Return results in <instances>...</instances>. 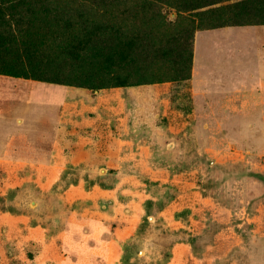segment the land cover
<instances>
[{
    "label": "rangeland",
    "instance_id": "obj_1",
    "mask_svg": "<svg viewBox=\"0 0 264 264\" xmlns=\"http://www.w3.org/2000/svg\"><path fill=\"white\" fill-rule=\"evenodd\" d=\"M165 13L166 23L156 21L163 37L180 28L176 11ZM234 30L239 33L204 31L196 45L203 74L257 87L225 107L191 101L179 85L186 79L91 88L0 74V158L24 163H11L15 170L0 165V212L27 215L46 232L42 242L18 228L10 239L0 227V264H58L48 260V238L64 229L71 236L60 244L67 251L63 264H93L85 245L92 242L89 230L100 224L70 221L90 205L68 200L69 187L80 182L117 188L120 201L134 191L144 198L136 237L125 242L119 264H264V85L256 65L264 50L258 35ZM45 54L60 56V49L48 42ZM174 69L165 59L149 71L170 78ZM125 102L134 104L128 109L132 128L118 118ZM130 130L133 140L117 138ZM55 139L66 146L70 165L48 189L39 178H48Z\"/></svg>",
    "mask_w": 264,
    "mask_h": 264
},
{
    "label": "trees",
    "instance_id": "obj_2",
    "mask_svg": "<svg viewBox=\"0 0 264 264\" xmlns=\"http://www.w3.org/2000/svg\"><path fill=\"white\" fill-rule=\"evenodd\" d=\"M167 10L180 28L163 37L156 21L166 23ZM254 24H264V0H0V74L91 88L188 79L198 26ZM48 42L60 56L47 57ZM165 59L173 76L149 71Z\"/></svg>",
    "mask_w": 264,
    "mask_h": 264
},
{
    "label": "crops",
    "instance_id": "obj_3",
    "mask_svg": "<svg viewBox=\"0 0 264 264\" xmlns=\"http://www.w3.org/2000/svg\"><path fill=\"white\" fill-rule=\"evenodd\" d=\"M236 27H241L246 30L240 32H247V35L256 36L258 35L259 46L261 50H264V24H254V25H228L223 27L211 28L198 30L195 34L194 40V58H193V68L192 75L190 78L181 82L179 85L184 89H188V98L196 104L205 105V106H219L225 107L229 105L231 99H237L238 95L240 96L245 91H252L257 87H250L249 89H243L242 86L233 83L232 77L223 78V76L213 77L211 73L203 74L196 64V45L199 37L205 33L204 31H214L216 34H238ZM260 62L256 63L259 68L257 74L262 75L260 77L259 86L264 85V53H261ZM253 73H250L249 76H252ZM206 75V77L204 76ZM208 76V77H207ZM212 82V83H211ZM177 84H174L176 86ZM228 86H233L228 88ZM183 91V89H181ZM103 92L99 93V96ZM113 102V101H112ZM133 103H126L125 108L126 112L123 116L120 114L119 119H122L125 123H130L131 128L134 123L132 122L133 117L128 109L133 108ZM196 106V105H195ZM114 109L116 105L112 106ZM118 111H122L121 104L118 106ZM193 113H187L188 116H191ZM187 117V116H186ZM134 122V119H133ZM134 126V125H133ZM134 131H126L125 135L122 137H117L119 140H133L135 135ZM123 138V139H122ZM5 154L10 153L7 148L5 149ZM69 152L66 149V146L59 139H55L52 143L50 149V154L48 158V178H45L43 175L40 176V181L47 183L48 189L60 179V174L64 169H66L70 162L68 161ZM2 161V162H1ZM11 163H15L16 167H21L23 162L13 161L9 158H0V165H5L8 170H15V167L11 166ZM104 170L103 166L101 167ZM132 191V189H130ZM134 193L129 200L120 201V198L117 194V188L103 187L98 184L91 187H87L84 182L74 183L68 189V200L75 201L77 199L88 200L90 205L86 206L83 211L75 212L70 216V221L73 225H83L85 223L93 222L100 224L96 229H90L89 234L87 235V240H92L91 243H86V247L92 253V258L95 256H103L106 264H119L124 252L125 242L136 237L140 220L142 218V208H143V196L141 198L137 197L136 192ZM106 201L115 203V206H109ZM117 202L119 204H117ZM100 203V205H99ZM130 206V207H128ZM84 218L88 220L85 222ZM82 219V220H81ZM111 226V229H106L107 226ZM0 227L6 228V234L8 238H12L11 234L16 229L27 228L29 231L28 235L31 239L44 241L46 238V232L41 225L29 224V217L24 214H14L10 212H0ZM94 228V227H91ZM107 235V236H106ZM71 236L70 232L66 229L61 231L56 237L48 238V260H53L58 264H63L64 257L67 251H62L60 244L63 241L69 240ZM56 244V245H55ZM56 247H59L57 249ZM84 247V246H83ZM50 248L54 249L52 252ZM144 254L145 251L141 250ZM65 254V255H64ZM67 256V255H66ZM93 264H96L95 261ZM170 264V263H168Z\"/></svg>",
    "mask_w": 264,
    "mask_h": 264
}]
</instances>
